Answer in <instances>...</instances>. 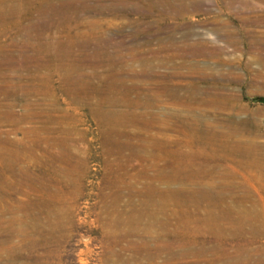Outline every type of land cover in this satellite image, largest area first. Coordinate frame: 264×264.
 Returning <instances> with one entry per match:
<instances>
[{"label": "rangeland", "instance_id": "1", "mask_svg": "<svg viewBox=\"0 0 264 264\" xmlns=\"http://www.w3.org/2000/svg\"><path fill=\"white\" fill-rule=\"evenodd\" d=\"M0 91V264L232 261L144 197L221 171L264 194L212 149L264 163V0H0Z\"/></svg>", "mask_w": 264, "mask_h": 264}, {"label": "bare ground", "instance_id": "2", "mask_svg": "<svg viewBox=\"0 0 264 264\" xmlns=\"http://www.w3.org/2000/svg\"><path fill=\"white\" fill-rule=\"evenodd\" d=\"M37 77L38 76H36V78ZM29 86H25L26 91H28ZM0 93L4 94L5 92L0 91ZM110 104H113V102H110ZM0 110H2V108ZM27 114L29 115V112ZM114 115L112 114V112L109 115H106V118L108 120H111V122L109 121L110 123L116 121ZM0 120H2V118H0ZM221 133L223 134V132ZM229 134H232V132H230ZM37 142L39 144V141ZM38 144L36 145L38 146ZM0 145L2 144L0 143ZM212 149H217L218 151L223 153L224 156L222 155L220 157L221 160L229 159L231 160V163L239 166L240 168H251L260 174L261 179H264V163L259 161L258 159V157L262 154V151L259 148L239 145L231 143L230 141V143L216 142L213 144ZM21 154L23 153L21 152ZM178 170L179 171L175 174L176 176L174 174L172 176L167 175L168 178L170 177L171 180L175 182L177 181L178 183L181 182L185 184L189 183V180L192 181L191 178L199 179L200 181H198V184L203 181V171L200 168L183 169L181 166H179ZM184 170H187V172H184ZM206 179L207 180L204 182L206 185L204 187H201L195 191L192 190V192H189V190L186 191L185 189L174 190L170 186L165 190H161L162 188L160 189L157 185H151V183V186H149L150 192H148V195L144 197L147 202L146 204H148V206L150 207H155V211L158 208L163 210L162 213H166L165 207L168 205V203L169 205H173L176 210L174 209L171 212V215L173 217H176V219L178 220L176 221L177 223H175V225L178 226V230L184 228L186 232L189 231L190 233H195L196 235L186 236L187 240H189V242L196 241L199 239L198 237L203 233L213 236L215 241L222 243L225 246V250H223L220 254H217L218 257L232 259V261L228 264H264V247L260 245V240H258L257 237H253L254 235H257L258 237H264V194H259L258 198L251 196L249 192H246L241 188L242 184L237 179H232L231 174L226 173V171H221L220 173H216L214 175H208ZM213 179L215 181L219 179L220 181L214 183ZM261 179L257 180V182L260 183ZM244 181L246 182V177L244 178ZM201 184H203V182ZM228 201L230 204H225ZM155 211L149 212L148 216L154 219L155 222H157V213ZM166 221L167 220H164V223H166ZM131 223L132 225H129L130 230L134 228V224L139 225L140 220L133 218ZM165 228L167 227L165 226ZM168 229H170V227ZM231 236L234 237V239H231ZM142 245L139 246L142 248ZM256 246L258 247L255 248ZM162 247L163 246H161L160 248ZM149 248L150 246L148 247V249ZM227 249H232L233 252L230 253ZM209 264H215V262H211Z\"/></svg>", "mask_w": 264, "mask_h": 264}]
</instances>
